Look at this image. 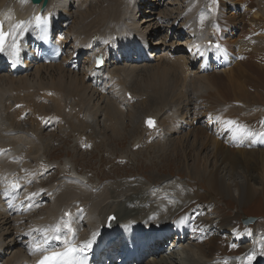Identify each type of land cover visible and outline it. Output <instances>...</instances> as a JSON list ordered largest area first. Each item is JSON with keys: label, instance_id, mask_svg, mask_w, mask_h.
<instances>
[{"label": "bare ground", "instance_id": "bare-ground-1", "mask_svg": "<svg viewBox=\"0 0 264 264\" xmlns=\"http://www.w3.org/2000/svg\"><path fill=\"white\" fill-rule=\"evenodd\" d=\"M100 1L48 0L42 9L41 4H32L30 0H0V28L4 32H10L19 21L26 25L22 35L21 29H16L17 55H12V36L5 38L4 51L0 52V264H33L45 254L63 251L66 239L71 237L79 245L93 232L98 233L93 246L81 255L86 264H132L124 260L129 256L134 264L143 261L183 264L185 251L200 259L189 264H202L201 258L205 260L212 249L217 248L220 233L234 230L224 218H216V213L217 222L205 221L202 214L211 207H204L202 203L208 204L210 194L215 193L243 204L250 196L257 195L262 185L264 136H248L239 131V127L253 133L264 132L261 123L264 119L258 118L259 114L264 117V112H260V108L246 113L252 115L246 122L239 110L247 104L243 98L249 90L254 94L250 101L257 100L264 107L263 98H259L264 90V61L251 63L260 51L253 50L259 45L256 37L264 34V5L258 8L251 4L245 8L244 0H221V7L228 4L231 8L229 19L222 20L213 11L208 13L202 9L203 0L202 5L198 0H191L180 12L186 0L180 8L174 7L177 16L169 21L165 14L168 11L165 12L166 0L148 3L145 0H104L97 6ZM259 2L264 3V0ZM237 6L242 11L234 19ZM203 12L210 19L206 23L202 20L205 28L199 24L198 14ZM36 16L41 20L47 18L49 47L60 50L58 61L47 63L43 58L44 44ZM247 22L250 26L257 25L256 28L248 30L242 26ZM165 29L167 35L159 36ZM238 29L240 36L234 35ZM248 33L252 36L242 40ZM184 38L186 42L182 43ZM229 40L239 47L231 49ZM97 57L102 60L99 67L94 64ZM258 58L255 62H260ZM193 65H196L194 72L191 71ZM138 76L145 79L142 89H151L150 98L158 104L168 103L173 98V104H183L184 111L191 107L192 111L186 114L193 112V118L199 116V100L210 101L206 104L205 122L210 127L215 123L214 137L203 127L195 129L192 122L188 124L185 113L179 111L180 106L167 117L170 127L167 129L179 136L175 144L184 148L188 142L186 137L191 134L193 143L188 148L194 151V145L198 144L197 151L200 155L204 153L202 158L197 154L191 166L185 161L188 176L192 173L195 178H188L185 184L174 181L171 191L167 188L170 182L162 186L160 182L158 190L164 192L160 197L154 193L158 187L153 186L155 176H151V187L143 176L132 181L105 182L96 187L73 176L47 185L43 183L39 177L47 166L39 160L45 150L39 140L41 135L38 139L36 133L14 130V125L22 129L19 118L25 114L40 125L48 119L60 118L67 127L72 124L79 130L90 127L91 122L76 114L93 113L95 118L99 114L104 119L110 103L112 114L108 125L113 124L114 119L113 126L120 127L122 122L116 112H122L125 100H131L125 81ZM187 98L190 100L185 103ZM68 105L76 114L66 108ZM6 115L15 122L4 125L2 117ZM229 120L235 123L228 124ZM31 123L34 124L32 120ZM187 158L184 153L183 160ZM202 178L206 179L203 182L207 183L210 194L202 193L198 199L202 203L192 208L175 211L196 183L205 191L199 183ZM47 179H51L50 175ZM137 180L139 184L131 186ZM14 183L20 187L13 188ZM125 190L140 194L144 198L143 207L136 205L140 198L135 199V204L132 197L124 202ZM119 199L124 203L121 206L115 205ZM46 200L49 204L44 207ZM147 200L150 202H145ZM158 207L163 210L158 211ZM66 212L68 216L64 215ZM162 212L170 214L169 219L161 221ZM65 221L74 230V236L62 227ZM57 225H61V230L53 233ZM187 234L189 239L185 237ZM56 235L60 238L56 239ZM47 236L52 238L46 240ZM172 242L174 250L170 248ZM37 245L41 246L39 250ZM219 252L223 253V248ZM118 255L121 257L116 262Z\"/></svg>", "mask_w": 264, "mask_h": 264}, {"label": "rangeland", "instance_id": "rangeland-1", "mask_svg": "<svg viewBox=\"0 0 264 264\" xmlns=\"http://www.w3.org/2000/svg\"><path fill=\"white\" fill-rule=\"evenodd\" d=\"M149 1L150 0H145V2L147 3ZM184 1L186 0L165 1L164 6L167 5L165 12L168 10L165 13L167 16V20L170 21L171 17L175 18L177 16L178 12L174 7L176 6L180 8L182 5H184ZM190 1L191 0H187L185 2V5L181 7L180 12L184 10V7H186V5ZM198 1H200L202 5V0ZM259 1L260 0H253L252 3V0H244L243 7L247 8V6L251 4L254 7H263L264 3H260ZM101 2H104V0H101L97 6L101 5ZM255 2H257V5L255 4ZM203 4L204 5H202V9L204 11L206 10L208 13L213 11L214 14L222 20H228L229 18L227 15H231V8H229L230 6L228 4H224L221 7V0H203ZM164 8L165 7H163L162 9ZM235 8L237 10V13L236 15H234V19H237L242 9L240 6H237ZM247 10L245 9L246 13L248 12ZM198 16L199 24L202 28H205L202 25V20L205 19L206 23V21L210 20L209 17L204 12L199 13ZM225 16H227V18H225ZM202 17L203 19H201ZM154 22L157 21L155 20ZM250 25V22L242 24V26H246L248 30L249 27L254 30L257 26ZM237 34L240 36L239 29L236 30V33L234 35ZM158 35L161 37L167 35V29H165L164 32H161V34L158 33ZM229 35L230 33L226 35V38L229 37ZM251 36L252 33H248L242 36L241 39L243 40V37L244 39H247ZM263 39L264 34H259V36L256 37V43L259 45L253 50L257 49V52L259 50L260 51L258 52V54H256V51L254 52L257 57L255 56L256 58L254 57V59L251 60V63L259 64L264 61V58L262 59V57H264ZM184 42H186V38L182 40V43ZM228 44L233 50H235L237 46L239 47V45L235 44L233 40H229ZM261 49L263 50L261 51ZM257 58L261 59L260 62H255ZM81 67L82 66H80V68ZM195 68L196 65H193L191 71L194 72ZM212 70L216 69L213 68ZM144 80L145 79H143L142 76H138L133 79L127 78V80L125 81L126 88L131 95V100H125V105L122 109L123 111L116 112L117 115L119 113V121L122 122V125H120V127L113 126L114 119H112L113 121L111 122L113 124H110L111 126L108 125V121H111L109 115L112 114L109 108L110 105H112L110 103L109 107L107 108L108 114L105 115L104 119V116H99V114L96 115L95 118L93 116V113L92 115L90 114L86 116H83L82 113L78 115L75 113L71 105H68L66 108L70 112L76 114L78 118L85 119L87 122H91L90 127L81 128L79 130H75L72 124H68L70 128L67 127V123H62L60 118L48 119L41 125L38 124L33 119V117L27 116L25 114L19 118L18 123L21 124L22 129L20 126L14 125V130H24V132L26 133H36L38 135V139L41 135L39 140L45 150L42 154L40 153L41 155L39 160L44 167L47 166V169H45L42 175L39 177L44 180L43 183L47 185L57 180H61L65 177L73 176L75 178L81 179L89 186L96 187L105 182L111 183L117 180L132 181L135 178H142L143 176L149 181V183L147 182L149 187L152 186L151 182L154 179L153 186L158 185V187H155V189L157 190H155L154 193L156 197H160L161 194L164 193L163 191L158 190L160 182L162 183L160 186L164 185V183L166 182H170L171 185L169 184V187L167 188L169 191H171V188L174 187V181L185 184L188 182V178H190V180L191 178H195L194 176H192V173V175L190 174V176H188V170L184 166L186 165L185 161H187L188 165L191 166V164L194 163V161L197 159L196 155L200 153V151H197L199 145H194V151L193 149L188 148L189 144L193 143L192 141H190L192 139V137H190V134L189 137L186 135V140L188 139V142H186L185 147H182L181 149V146L179 147L177 144H175V140L179 136L175 133H171V131L167 129L170 128L168 127L167 117L169 116L170 112H173L172 110L180 106V103L173 104L174 99L172 98L168 103L164 102L158 104V102L149 97V95H151L149 93V91L151 92V89H142L144 87L142 86ZM182 87L186 88V86ZM253 95V91L251 92V90H249L248 93H245L243 100H245L247 104L243 106V109L239 110L242 119L246 122H249L252 118V115L247 116L246 113L249 114V112L251 111H253L254 113L256 109L260 108V112H264V107L262 108L257 100L256 102L250 101V98ZM259 98H263L264 101V90L262 94L259 95ZM189 100L190 98H187L185 103H188ZM146 102L147 106H144L143 108V105ZM208 102L210 101L203 99L199 100L198 111L200 112L199 116L196 118H193V112L186 114V112H188L189 110L192 111L191 107L190 109L187 107V109L184 111L182 109L183 104H181L179 111L183 114L185 113L184 117L185 119H188V124L192 122L195 129H200L203 127L202 129H204L207 134H213L214 137V129L216 126L214 125L215 123L212 122L213 126L210 127V125L205 122V119L207 118V116L205 115V111H207L208 109L206 104ZM140 103H142L143 105ZM213 110L215 111L214 105ZM47 111H50L49 107ZM2 118L5 120L4 125H8L10 122H15V120H12L8 115ZM258 118L262 120L264 119L261 114L258 115ZM31 120L34 124L31 123ZM148 120L153 121V126L150 127L148 125ZM104 122L107 123L106 126H104ZM57 123L60 124L57 126ZM114 127H117L118 129L115 130ZM40 130L41 133H39ZM207 149H209V147ZM184 153H186L188 156V158L185 160H183ZM202 155H204V153L200 155L201 158L203 157ZM259 174L262 176L261 171H259ZM49 175L51 179H47ZM151 176H155L156 178L153 177L152 179ZM203 181H206V179L202 178V183H199L200 186L205 189V191L201 190L196 183L194 188H192L191 191L187 192V198L175 209V211L181 208H192L193 206H195L194 204L202 203L198 200L200 195L204 192L210 194L209 189L206 186L207 183L205 184ZM261 183L262 185L260 186L257 195L250 196V198L243 204H241L240 202L237 203L236 200L232 197L215 193L210 194L211 199L208 204L202 203L204 207H211L209 210L205 211L202 214V217L205 221H209L211 219L212 221L217 222L214 219L216 213V218H219V220L224 218L234 228V230L230 232L222 231L220 233L219 238H221L218 240L217 248H213L209 256L205 258V260L201 258V260L203 261L202 264H229V261L233 260L236 261V264H247V256L253 253L255 254V259L252 261V264H261L263 262L264 255H260V253L262 250H264V174L262 176ZM137 184H139L138 180L133 182L131 186H137ZM257 184H259V182ZM130 197H132L131 200L134 204L135 199L140 198L137 200L136 205L143 207L141 206V204L144 198H141L140 194H131L128 190H125V196L123 197L125 199L123 201L125 202ZM145 202L149 203L150 200H147ZM43 204L44 207H46L49 202L46 200ZM123 204L124 203L121 202L120 199L116 200L115 202V205L117 206H121ZM146 206H149V204H146ZM158 208V211L163 210L162 207ZM152 210L153 209H151V211ZM190 212L192 213L194 212V210H190ZM161 214L163 215L161 221L169 219L170 214L164 212H162ZM245 216H256V220L249 225H245L242 222V218ZM175 219L176 221H178V218ZM127 223L128 221L126 222V224ZM185 237L186 239H189L188 234ZM256 242L258 243V245ZM183 244L188 246L187 242H184ZM170 245V248L174 250L175 243L172 242L170 243ZM232 245L236 246L233 247ZM222 248L223 253L219 252ZM178 250L179 249H177L176 251ZM185 252L184 254L186 255V261H184L183 264H189L192 261L198 262L200 260L194 255L190 256L189 252ZM188 255L190 256V259ZM119 258L120 256L118 255V258H116L114 261H119ZM166 258L169 261H174L172 257L166 256ZM128 261H132V264H134L132 258H130ZM146 262L147 261H143L142 264H146Z\"/></svg>", "mask_w": 264, "mask_h": 264}, {"label": "snow or ice", "instance_id": "snow-or-ice-1", "mask_svg": "<svg viewBox=\"0 0 264 264\" xmlns=\"http://www.w3.org/2000/svg\"><path fill=\"white\" fill-rule=\"evenodd\" d=\"M203 19V17L201 18ZM35 21L36 24L39 26L41 23L46 24L47 23V18H44L43 21L41 20L40 16H36L35 17ZM16 29H21L20 34H23V30H26V25L24 21H19L18 23H16L13 26V29L10 32H4L2 30V28H0V52L4 51V43H5V38L7 36H12L13 38V43L11 45L12 48V55L15 56L18 53V47L17 44L15 43V38H16ZM100 58H97V63L99 64ZM148 125L151 127L153 126V121L148 120L147 121ZM228 124H233L235 123L234 121H227ZM262 124H264V121L261 122ZM239 131L241 132H245L246 135L248 136H253V135H258V136H264V132L261 133H253L250 131H246V129H244L242 126L239 127ZM13 188H19L20 185L19 184H12ZM7 193H5L6 195ZM32 196H35L36 193H32ZM65 216H68L69 213H64ZM113 219V217H109V220ZM62 227L64 229H67L69 233H72L74 236V230L71 228V226L69 225V223L67 221L64 222V224L62 225ZM61 230V225H57L55 227V229H53V233H59ZM98 233L93 232L91 237L83 242H81L79 245L75 244L73 242V239L70 237L69 239H66L64 241L66 247L63 251L60 252H53L50 253L48 255L43 256L38 262L37 264H86V261L84 259L81 258L82 253L87 250L90 249L94 242L95 239L97 237ZM51 236H47V239H51ZM56 239H59V235H56L55 237ZM233 247H235L236 245H232ZM37 250L40 249V245H37ZM260 255H264V250L261 251ZM255 259V254H249L247 256V264H252V261Z\"/></svg>", "mask_w": 264, "mask_h": 264}, {"label": "water", "instance_id": "water-1", "mask_svg": "<svg viewBox=\"0 0 264 264\" xmlns=\"http://www.w3.org/2000/svg\"><path fill=\"white\" fill-rule=\"evenodd\" d=\"M32 4H41V8H45V6L47 5V2L48 0H30ZM97 58H100V57H97ZM97 58L95 59L96 61V66L99 67L102 65V60L100 58V63L98 64L97 63ZM255 218L254 217H249V218H244L242 221L245 223V224H249V223H252L254 222Z\"/></svg>", "mask_w": 264, "mask_h": 264}]
</instances>
